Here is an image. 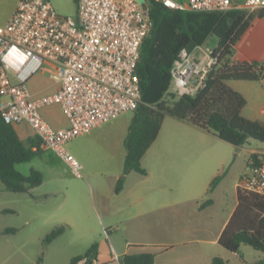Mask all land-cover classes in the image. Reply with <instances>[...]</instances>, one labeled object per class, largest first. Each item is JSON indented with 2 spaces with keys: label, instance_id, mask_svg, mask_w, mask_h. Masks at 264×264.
I'll list each match as a JSON object with an SVG mask.
<instances>
[{
  "label": "built area",
  "instance_id": "built-area-1",
  "mask_svg": "<svg viewBox=\"0 0 264 264\" xmlns=\"http://www.w3.org/2000/svg\"><path fill=\"white\" fill-rule=\"evenodd\" d=\"M181 11L225 12L264 8V0H157ZM152 27L149 10L138 0H78L76 17H64L49 0H20L10 21L0 26V116L8 124H28L41 148L54 151L83 178V166L69 145L120 116L135 112L142 101L136 77L144 40ZM195 58L181 51L172 68L171 87L194 96L205 87L219 52L202 49ZM45 70L58 90L35 98L30 78ZM59 105L69 127L55 129L42 109ZM245 194L264 197V155L239 181Z\"/></svg>",
  "mask_w": 264,
  "mask_h": 264
},
{
  "label": "crops",
  "instance_id": "crops-1",
  "mask_svg": "<svg viewBox=\"0 0 264 264\" xmlns=\"http://www.w3.org/2000/svg\"><path fill=\"white\" fill-rule=\"evenodd\" d=\"M145 1L148 4L149 10V2L148 0ZM19 2L20 0H0V26H4L10 21L17 11ZM234 3L243 7L245 0H234ZM201 48L205 49L204 45L201 46ZM213 50H217V48ZM190 53L197 59H202L204 57L200 47H197ZM232 60L264 64V19L255 20L253 26L237 43ZM240 82L241 83L234 82L235 84H229V86L233 90L242 94L247 100V105L243 111L251 105L252 109L256 110L257 114L262 118L259 122L264 124V81ZM28 86L35 98L43 95H50L58 90V85L50 80L48 73L45 70L34 74L30 78ZM169 92L174 93L172 87ZM42 115L55 129H65L69 127V121L59 105H52L43 108ZM118 119L113 121H117ZM113 121L105 125H108ZM167 121L166 117L157 140L149 148L142 160V165L147 170V175H140L136 172L124 174L126 155L124 154L123 158L119 155L117 158L116 154L106 160L105 166L108 168L106 174L101 177L90 175L85 179V182L92 187L94 192L95 214V216L92 214L87 215L85 220L76 214V212L79 211V205L76 203L75 197L71 199L70 205L68 206V209L70 210L64 211V206L69 198L67 192L64 190H42L43 187L47 185L48 177L46 174H48L49 177L59 175V172L55 169V165L49 158L51 153L55 156H57V154L54 151L42 149V155L35 158L41 161L39 166H31L30 172L32 170L40 171L44 176V181L42 185L31 190V193L19 194L25 195V197H28L26 199H29V201H26L28 214L25 218H22L20 223H16V225H6L2 231L0 230V240L6 239L7 243L15 245L16 241L20 239L18 237H23L20 235H25L26 241L34 242V244H43L44 239L51 233V231L49 233L48 231H39L41 233L38 235L37 232L26 231L27 229H30L33 224L38 222L40 223L39 226L43 228V224H46L48 220L52 218L55 222L59 220L58 222L60 223H58V227H65L66 231L48 245L50 246L57 240L62 239L61 237L66 235L67 230L77 227L78 224L82 226L86 224L87 220L95 217V221L98 220L100 223L109 222L108 236L110 238L109 242L112 246L113 253L111 260L104 261L102 264H116V262L120 264L121 257L142 253L154 254L155 264H211L212 260L217 257H212L208 253L207 246H210L211 249H214L216 246L222 247L219 244V240L239 205V181L249 170L250 157L253 154L264 155V144L250 148V146H247L250 145L248 142L245 146L235 147L221 140L215 134L201 130L186 122L177 119L171 120L170 122ZM131 122L128 125V130ZM167 123L171 128V130H169V138L160 141L159 137L163 133L164 127ZM19 125L22 127H18L17 124L15 125V128L23 142L27 143L29 139L36 136L35 131L28 124L22 123ZM105 125L96 128L93 131L102 129ZM112 132L113 135L119 134L117 127L113 129ZM125 138L126 137H124L122 141L123 146ZM117 144L118 148H120V142ZM241 154L243 157L244 168H241L242 170L237 174V179L234 183L236 202L229 211L228 216L225 219H222V223L216 231L211 226L213 225L211 224L212 220L215 219L213 209L216 207L217 197L227 174L230 173L234 167L233 164L235 163V160L240 157ZM222 174H224V176L221 182L217 188L209 194V189L213 180ZM121 179H124L125 186H123L120 192H116L117 185ZM168 182H177V185H169ZM175 191L177 192V197L173 199L170 198L171 200L169 203L158 205L157 207L148 209L143 213L141 212L132 220L134 221L137 218H143L144 216L158 211L180 210L183 207H188L189 209L187 212L178 215L176 219L178 222L177 227L179 229L174 239L159 238L134 241L130 237L126 238V236L124 240L114 239V233L112 231L113 226L130 223V220L125 221V208L119 209V206L121 205L119 200L122 199L124 193L125 201L133 199V204H141L147 199L153 204H157L154 199H159L161 194L169 195ZM195 191L198 193L195 194ZM0 193H11L5 189V186L1 181ZM61 194H64V201L54 212L51 213V215H44V213H41L42 211L40 209L36 211L33 209L34 207H44L42 205L51 199H59ZM208 199H211L213 203L206 208H201V205ZM5 210L10 209L0 211V216H19L21 212L20 210H10L13 213L1 214ZM132 213L133 210L131 209V206H129L127 216ZM118 216L121 220H114V218ZM127 227L129 226H126V229ZM8 228L16 229L17 232L11 235H3L5 229ZM48 246L47 249H49ZM247 249L252 248L242 245L237 253H233L239 258H243L241 260L242 264L256 263L264 258L263 252L258 251L262 255H259L260 259H256V254ZM244 251H248L253 262H248L243 257ZM35 256L36 259H34L31 264H38L41 252H35ZM44 257L45 256L43 255V261L41 264H44ZM224 261L228 264L226 260ZM89 262L90 264H101L98 259V253L93 255ZM79 264H88V261L85 260Z\"/></svg>",
  "mask_w": 264,
  "mask_h": 264
},
{
  "label": "trees",
  "instance_id": "trees-1",
  "mask_svg": "<svg viewBox=\"0 0 264 264\" xmlns=\"http://www.w3.org/2000/svg\"><path fill=\"white\" fill-rule=\"evenodd\" d=\"M76 3L78 0H75ZM152 27L141 49L136 77L141 87L142 101L134 112L124 141L126 150L124 174L136 172L147 175L142 160L157 140L166 117L186 122L201 130L215 134L221 140L242 147L251 137L264 138V124L242 116L247 105L245 97L233 90L229 82L264 81V64L233 61L237 43L257 19H264V8L249 12L231 9L225 12H198L174 10L157 0H148ZM212 36L219 40L218 63L209 72L205 87L194 96L170 93L172 68L184 49L192 52L203 46ZM0 116V181L5 189L14 194L31 193L42 185L44 176L32 170L23 175L17 165L26 164L42 155L41 140L36 135L23 142L15 128ZM261 155L253 154L249 165L256 166ZM224 174L216 177L209 189L212 193ZM124 180L116 192L123 188ZM239 205L224 230L219 244L227 251L237 253L242 245L264 253V197L239 191ZM213 203L206 200L201 208ZM13 213L5 210L1 214ZM66 231L58 227L51 231L43 243L48 246ZM17 230L5 229L3 235ZM98 253L93 245L85 254L74 257L70 264L88 261ZM42 254L38 264L43 261ZM120 264H155V255L142 253L125 255ZM211 264H226L222 258H214ZM252 264H264V258Z\"/></svg>",
  "mask_w": 264,
  "mask_h": 264
},
{
  "label": "rangeland",
  "instance_id": "rangeland-1",
  "mask_svg": "<svg viewBox=\"0 0 264 264\" xmlns=\"http://www.w3.org/2000/svg\"><path fill=\"white\" fill-rule=\"evenodd\" d=\"M49 1L60 15L64 17H76L77 3L75 0ZM138 1L139 3L142 2V0ZM218 45V38L212 36L204 44V48L215 49L218 48ZM234 82L241 83L240 81H233V83L229 82V84H235ZM133 116L134 112L126 113L117 121H113L112 123L105 125L102 129L91 131L89 134L81 136L70 143V152L80 161L83 166V178H77L74 176L70 166L58 155L55 156L51 153L49 157L51 159L50 161L55 165V169L59 172V175L49 177V175L46 174L50 179L47 178V185H45L42 190H64L67 192L69 198L64 206V211L70 210L68 209V206L70 205L71 199L75 197L76 203L79 205V211L76 212L79 217H82L83 220H85L87 215L92 214L95 216L93 198L94 192L92 187L85 182V179L90 175L101 177L102 175L106 174V170L108 168L105 166V162L111 156L117 154V158L119 155L121 158H123L124 154L126 155V150L122 141L127 135L128 125L133 120ZM242 116L252 121L262 120L261 116L257 114L256 110L252 109L251 105L246 108L245 111H242ZM167 120V122H170L174 119L167 117ZM18 127L22 126L18 124ZM116 127L119 134L113 135L112 131ZM169 130H171V128L167 123L164 127L163 133L159 137L160 141L169 138ZM118 142H120V148H118ZM248 142L250 145L247 146H250V148L264 144L263 141H259L253 137L249 138ZM40 162L41 161L39 159H35L31 163L17 165L16 168L22 174L28 175L31 166L38 167ZM233 165L234 167L230 173L227 174L226 179L223 182V186L220 189L219 195L217 197L216 207L213 209L215 219L212 220L211 224L213 225L211 226L216 231L220 227L222 219H225L228 216L229 211L236 202L234 195V183L237 179V174L244 168L242 154L235 160ZM168 184L177 185V182H168ZM123 186H125V182H123ZM196 193L198 192L195 191V194ZM176 197L177 192L175 191L169 195L161 194L159 199H154L155 203L157 204H153L149 201V199L145 200L141 204H133V199H128V201H125L124 193L122 199L119 200V203H121L119 209L125 208V221L130 220V223L113 226L112 231L114 233V239L124 240L125 236L126 238L130 237L134 241H141L145 239L153 240L159 238L174 239L179 229L177 227L178 222L176 219L178 215L185 214L189 209L188 207H183L180 210L158 211L144 216L143 218H137L134 221L132 220L135 219V216L139 215V213H143L148 209H153L161 204L165 205L166 203H169L171 199ZM26 198L28 197H25V195L0 193V211L4 209L21 211L19 216H0L1 231L6 225H16V223L21 222L22 218L27 216L28 207L26 205V201H29V199ZM63 201L64 194H61L59 199H51L42 205L44 207H34L33 209L35 211L40 209L42 211L41 213H44V215H51V213L54 212ZM129 206H131L133 213L127 216ZM94 218L92 217V219L87 220L86 224L82 226L78 224L77 227L67 230L66 235L61 237L62 239H59L48 246L49 249H47V246H45L44 243L34 244V242L26 241L25 235H20L23 237H18L20 239L16 241L15 245L7 243L6 239L0 240V264H31L33 263L34 259H36L35 252L37 251H40L41 255L44 254V264H70L72 258L85 254L93 245H98V259L101 264L104 263V261L111 260L113 251L109 242L110 238L108 236L109 222L100 223L98 220L95 221ZM114 220L120 221L121 219L118 216L115 217ZM58 221L55 222L51 218L46 224H43V228L39 226L40 223L38 222L33 224L32 227L27 229L26 232H37V235L44 231H48L49 233L58 227V223H60ZM126 226L129 227L126 229ZM247 250L253 251L256 254V259H260V252L254 251L253 249ZM207 251L212 257L222 258L226 260L228 264H242L241 260L243 258L235 256L233 253L220 246H216L214 249H211L210 246H207ZM243 253V257L248 262H253L251 256L248 254V251H244ZM116 264L118 263L116 262Z\"/></svg>",
  "mask_w": 264,
  "mask_h": 264
},
{
  "label": "water",
  "instance_id": "water-1",
  "mask_svg": "<svg viewBox=\"0 0 264 264\" xmlns=\"http://www.w3.org/2000/svg\"><path fill=\"white\" fill-rule=\"evenodd\" d=\"M142 6H143V9L144 10H148V4H147V2L145 1V0H142ZM253 138H255V139H257V140H259V141H263L264 142V138H261V137H253Z\"/></svg>",
  "mask_w": 264,
  "mask_h": 264
}]
</instances>
